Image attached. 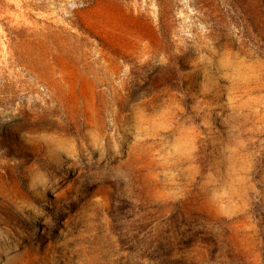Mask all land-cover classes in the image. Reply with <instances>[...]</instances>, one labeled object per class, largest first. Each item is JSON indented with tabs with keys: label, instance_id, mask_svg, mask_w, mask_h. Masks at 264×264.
Wrapping results in <instances>:
<instances>
[{
	"label": "rangeland",
	"instance_id": "obj_1",
	"mask_svg": "<svg viewBox=\"0 0 264 264\" xmlns=\"http://www.w3.org/2000/svg\"><path fill=\"white\" fill-rule=\"evenodd\" d=\"M0 264H264V0H0Z\"/></svg>",
	"mask_w": 264,
	"mask_h": 264
},
{
	"label": "trees",
	"instance_id": "obj_2",
	"mask_svg": "<svg viewBox=\"0 0 264 264\" xmlns=\"http://www.w3.org/2000/svg\"><path fill=\"white\" fill-rule=\"evenodd\" d=\"M206 240H208V242H209L210 240H213L214 243L217 242V239H216L215 236L212 235L211 233L209 234V237L206 238Z\"/></svg>",
	"mask_w": 264,
	"mask_h": 264
}]
</instances>
